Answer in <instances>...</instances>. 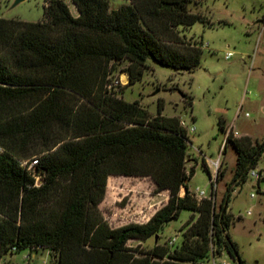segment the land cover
I'll return each mask as SVG.
<instances>
[{"label": "trees", "instance_id": "obj_1", "mask_svg": "<svg viewBox=\"0 0 264 264\" xmlns=\"http://www.w3.org/2000/svg\"><path fill=\"white\" fill-rule=\"evenodd\" d=\"M71 1L77 16L64 0H47L38 21L0 17V260L15 246L48 250L55 264H210L223 245L245 264L227 208L233 186L264 155V139L226 134L223 149L232 145L236 164L216 209L212 196L197 201L187 186L194 166L186 169L179 118L150 115L106 88L120 60L128 61L123 87L142 78L148 57L196 68L202 47L183 32L205 16L191 0ZM32 157L38 185L20 164ZM111 175L148 176L168 200L143 223L112 227L99 207ZM181 210L197 215L174 248L128 245L156 236Z\"/></svg>", "mask_w": 264, "mask_h": 264}, {"label": "rangeland", "instance_id": "obj_2", "mask_svg": "<svg viewBox=\"0 0 264 264\" xmlns=\"http://www.w3.org/2000/svg\"><path fill=\"white\" fill-rule=\"evenodd\" d=\"M15 1L0 0V17L38 21L47 2ZM64 1L69 6L72 4L71 0ZM110 1L116 7L122 0ZM188 7L206 18L183 32L186 38L200 42L203 51L199 65L194 69H175L148 57V68L140 80L126 87L121 84L108 92L129 102L138 100L150 115H156L160 109L162 115L177 116L184 122L189 139L186 169L194 166L187 186L189 190L204 189L207 196L214 197L218 209L236 164L232 145L227 143L223 149L228 127L233 124V136L247 135L255 144L264 139V0H191ZM228 51L231 55L226 57ZM127 64V60L115 62L109 80L123 75ZM221 118L226 131L220 128ZM216 159L219 165L215 171L209 160ZM233 187L227 208L232 221L228 234L237 244L245 264H264V194L256 192L251 178ZM252 192L254 197H250ZM168 197V190L157 191L148 176L111 175L99 207L109 225L117 227L147 221ZM191 214L197 215L181 210L179 217L166 223L156 236L131 239L128 245L148 248L158 241L174 248L183 239L187 227L182 226L191 219ZM172 238L175 239L169 244ZM216 248L213 247L221 256L218 262L237 264L223 245ZM23 254L25 251L8 254L1 258L0 264H24ZM32 261L33 264H55L46 250L34 254Z\"/></svg>", "mask_w": 264, "mask_h": 264}, {"label": "built area", "instance_id": "obj_3", "mask_svg": "<svg viewBox=\"0 0 264 264\" xmlns=\"http://www.w3.org/2000/svg\"><path fill=\"white\" fill-rule=\"evenodd\" d=\"M230 55H231V52L228 51L226 53V57L230 56ZM121 84L123 85L124 83H123L121 77H119L117 79L109 80L107 82L106 88H107V90L111 91L113 89H116ZM248 115H249V113L246 112L245 116H248ZM180 124L183 126L184 122L180 121ZM192 129L193 128H191L190 130H192ZM229 131L232 132V129L230 128L228 130V132ZM228 132H227V134H228ZM234 133H237V132L235 131ZM261 158L259 159L257 164L248 171L247 177L254 180V186L256 187V192L258 191V192L264 194V160H263V162H261ZM37 162H38V159L35 158V157L20 161L21 166H23V168L35 178V184L36 185H38L39 182H40V175H39V173H37L36 168H35ZM209 162H210V165L213 166L215 171H216L217 168H218V165H219V160L218 159L209 160ZM211 183H212V179L210 178V184ZM261 183L263 184V187L260 186ZM190 192L193 195V197L196 198L197 201H200L202 198L209 197L205 193L204 189H201V188H198V187L196 189H194V190H190ZM254 196H255V193L252 192L250 194V197H254ZM212 198H213V201H214L215 200L214 197H212ZM247 213H250V210H247ZM174 239L175 238H172L169 241V244H172ZM41 250H45V249H43L41 247H36V248L35 247H30V248H26L25 250H21V251H25V254H23V256H22L24 264H33L32 260H33L34 254H36L37 252H39ZM21 251H19L17 247L12 246L11 249H10V255L12 256L13 254L21 252ZM46 251L48 252V255L50 256L49 251L48 250H46ZM220 257L221 256L218 255L217 253H215V254L213 253L212 256H211V264H229L225 260H220L218 262L217 260ZM50 258L53 261L52 256H50ZM43 264H46V263H43Z\"/></svg>", "mask_w": 264, "mask_h": 264}, {"label": "crops", "instance_id": "obj_4", "mask_svg": "<svg viewBox=\"0 0 264 264\" xmlns=\"http://www.w3.org/2000/svg\"><path fill=\"white\" fill-rule=\"evenodd\" d=\"M121 2H123V0L121 1ZM120 2V3H121ZM71 3H72V1H71ZM67 5L69 6V4L67 3ZM69 9H70V12H71V14L73 15V16H77L78 15V10H77V8H76V6L72 3L70 6H69ZM125 75V76H124ZM121 77V79H122V81H123V85H125L126 84V82L128 81V77H127V74L126 73H124L123 72V75H121L120 76ZM182 121V120H181ZM229 129L231 128V129H234V125L232 124L230 127H228ZM181 194V193H180Z\"/></svg>", "mask_w": 264, "mask_h": 264}, {"label": "water", "instance_id": "obj_5", "mask_svg": "<svg viewBox=\"0 0 264 264\" xmlns=\"http://www.w3.org/2000/svg\"><path fill=\"white\" fill-rule=\"evenodd\" d=\"M18 1H20V0H16L15 3H17Z\"/></svg>", "mask_w": 264, "mask_h": 264}]
</instances>
